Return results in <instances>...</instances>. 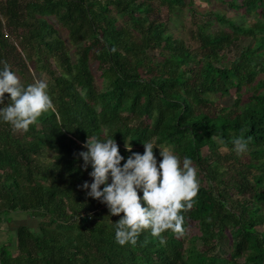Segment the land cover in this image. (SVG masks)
I'll use <instances>...</instances> for the list:
<instances>
[{
	"label": "trees",
	"instance_id": "16d2710c",
	"mask_svg": "<svg viewBox=\"0 0 264 264\" xmlns=\"http://www.w3.org/2000/svg\"><path fill=\"white\" fill-rule=\"evenodd\" d=\"M211 1L234 15L194 0H0V69L24 86L43 74L56 108L27 132L0 121V264H264V0ZM185 9L187 39L170 31ZM112 136L125 160L129 140L192 160L186 235L116 242L123 213L80 187L87 138ZM17 213L36 224L3 227Z\"/></svg>",
	"mask_w": 264,
	"mask_h": 264
},
{
	"label": "clouds",
	"instance_id": "9594fccd",
	"mask_svg": "<svg viewBox=\"0 0 264 264\" xmlns=\"http://www.w3.org/2000/svg\"><path fill=\"white\" fill-rule=\"evenodd\" d=\"M48 87L42 79L24 86L7 62H3L0 105L5 104V94L11 103L0 107V121L11 125L14 131L27 132L42 115L55 113ZM130 141L124 144L125 150L131 153L125 160L113 136L105 140L87 138L84 144L87 150L79 155L84 169L91 165L92 171L88 174L92 182L85 181L80 187L87 190V196L105 204L111 215L123 213L115 223V240L119 245H136L144 231H150L161 245H166L164 233L171 232L178 237L187 234L182 213L197 203L198 169L189 157L181 160L174 151L152 141L143 142V154L134 152ZM250 141L251 137L245 138L243 134L234 137L231 143L236 155L246 153ZM219 142L226 149L225 142ZM155 147H159L162 157L159 164L153 151Z\"/></svg>",
	"mask_w": 264,
	"mask_h": 264
},
{
	"label": "rangeland",
	"instance_id": "374dc122",
	"mask_svg": "<svg viewBox=\"0 0 264 264\" xmlns=\"http://www.w3.org/2000/svg\"><path fill=\"white\" fill-rule=\"evenodd\" d=\"M194 4L197 7L198 10L200 11H205L208 7L210 8H216L217 10L223 11L225 12L226 16H233L234 15V11L232 10H227V7L219 4V3H215L211 0H194ZM190 13L188 12V10H184L181 18H182V26L177 27V24L174 23L171 25L170 27V31H172L174 36H181L184 39L188 38V32H187V26L189 25V19H190ZM244 20H252V17L250 15H245L244 16ZM251 40L250 39H244L243 40V44L249 43ZM42 80L45 81V76L42 74ZM17 224H28V225H35L36 224V220L35 219H31L29 216H27L26 214H22V213H17L15 215V219H13V221L6 223L3 225L6 226V228H12L13 226H16Z\"/></svg>",
	"mask_w": 264,
	"mask_h": 264
}]
</instances>
